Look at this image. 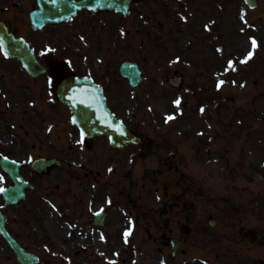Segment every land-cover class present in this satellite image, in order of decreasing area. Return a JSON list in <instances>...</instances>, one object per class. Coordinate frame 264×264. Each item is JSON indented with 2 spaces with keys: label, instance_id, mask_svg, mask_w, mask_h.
<instances>
[{
  "label": "rangeland",
  "instance_id": "1",
  "mask_svg": "<svg viewBox=\"0 0 264 264\" xmlns=\"http://www.w3.org/2000/svg\"><path fill=\"white\" fill-rule=\"evenodd\" d=\"M186 1L136 0L130 16L117 19V37L102 39L98 52L83 57L102 81L107 71L119 72L125 60L142 69L140 85L125 94L123 80H115L110 100L129 124L163 149L158 157L141 163L147 173L139 187H130L126 171L124 183L109 167L101 168L100 174L96 170V178L89 177L90 172L74 168L87 169L91 164L80 157L69 170L57 169L42 177L25 172L34 188L18 207H5L0 194L8 230L40 257L39 264H263L264 6L245 13L241 0H191L188 27L177 10ZM6 18L21 26L16 16ZM86 41L89 47L90 40ZM69 58L81 59V55L73 53ZM176 72L185 74L182 90L168 82ZM18 94L12 90L6 98L17 103ZM131 113L137 118L131 119ZM22 114L30 117L32 111ZM16 115L0 111V151L8 153L12 145L22 153L30 149L33 138H23L19 126L23 120ZM70 132L58 124L48 133L53 157L64 159L68 152L85 156L75 140L67 145ZM162 153L169 157L160 166ZM117 164L124 170L130 167L128 177L133 176L130 161L120 159ZM169 166L185 196L182 204L187 205L173 208L165 227L163 218L151 219V215H157V209L161 215V209L178 203V196L164 192L152 173ZM0 177L1 187L7 178L1 170ZM238 206L242 213H237ZM99 208L112 215L107 225L92 221L91 213ZM211 217L216 219L214 227L208 225ZM184 221L192 225L193 239L188 241L191 247L184 246L185 254L175 259L166 238L176 237ZM246 227L260 232V242L253 248L240 237ZM176 238L182 240L180 235ZM0 264H19L1 235Z\"/></svg>",
  "mask_w": 264,
  "mask_h": 264
},
{
  "label": "flooded vegetation",
  "instance_id": "2",
  "mask_svg": "<svg viewBox=\"0 0 264 264\" xmlns=\"http://www.w3.org/2000/svg\"><path fill=\"white\" fill-rule=\"evenodd\" d=\"M19 1V2H18ZM44 5L47 6V15L49 17L63 18L69 10V4L83 0H43ZM96 1V0H93ZM92 1V2H93ZM39 0H0V12L4 15L0 16V21L7 24L10 31L17 36H23L22 33L27 29L29 31V42L32 46L34 54L38 58L39 63L45 67V71L39 76H31L23 65L15 59H6L1 53L0 48V100L4 99L6 105L11 103L7 93L12 90L19 92L18 98L15 97L14 101L10 104V109L14 105L23 107L25 110H34V121L31 122L33 127V140L30 142L31 146L28 152L22 153V150H17L16 146L12 147L8 154H5L10 159L20 161L23 154H32L34 157L31 159L49 158L53 157V139L48 138L49 131H53L56 125H63L64 128L71 130L69 136L65 134L68 141V146H71L73 141H77L79 146L82 147L83 153L81 154L68 152L66 158H62V165L69 168L70 164L78 160H85L90 162V166L102 160H117L120 158L127 159L130 155L139 157L140 159H147L149 157H158L159 153L163 151L161 146L152 148L154 141L149 135L144 133L142 139L137 146H127L125 149L119 151L112 148L106 138L95 137L87 139L81 136L80 131L72 123V113L70 109L63 105L57 95V88L61 80L70 74L84 75L89 66L86 60L83 59H70L67 60V48L71 46L72 50L76 47L84 48L89 52L98 50L100 44V36L104 29L107 33L108 39L112 35L110 32L113 28L112 12H101L91 8L85 7L75 16H73L68 23L62 24H48L41 30H34L22 20L28 18L30 13L38 12L41 10ZM187 4L181 3L178 10L181 13L191 14L193 9V1L187 0ZM264 0H261L260 3ZM8 3L9 5H7ZM15 11V13H13ZM95 11V12H94ZM23 17H21V13ZM10 14L16 16V20H20L21 26L12 25L7 21V16ZM190 18H188V23ZM86 38L90 40V46L87 47ZM95 82L103 85L106 96L110 98L111 93L116 88L117 78L115 75H109L104 78V81L99 76L93 75ZM1 105V104H0ZM29 106H31L29 108ZM3 108V107H2ZM57 116V118H55ZM82 141V142H81ZM15 143V142H14ZM159 145V144H158ZM164 158L160 162V166L166 165L165 160L167 155H162ZM101 167V166H100ZM96 169V165L90 168V172ZM164 169V168H163ZM162 169V170H163ZM133 170V169H131ZM98 171V169H97ZM32 172L30 166L22 167V173ZM149 172V171H148ZM33 173V172H32ZM147 173V170L140 169L139 177ZM150 173V172H149ZM178 183V182H177ZM163 188L165 185H162ZM165 202V201H164ZM183 204H173L171 210L175 207H185ZM186 209V208H184ZM184 241H187L185 239ZM182 241V244L184 243Z\"/></svg>",
  "mask_w": 264,
  "mask_h": 264
},
{
  "label": "water",
  "instance_id": "3",
  "mask_svg": "<svg viewBox=\"0 0 264 264\" xmlns=\"http://www.w3.org/2000/svg\"><path fill=\"white\" fill-rule=\"evenodd\" d=\"M246 2L252 7L255 6V0H246ZM127 6L128 0H115L114 8L117 11H126ZM0 39L2 40L4 50L6 48L13 56H16L26 63L29 70L35 68L34 65H36V61L34 57L29 50H27L28 54L26 50L21 48L24 42L16 39L3 25L0 26ZM20 48L22 52L18 54ZM121 72L130 79L133 85H136L141 80L140 71L135 64H124L121 68ZM60 99L68 104L70 109L74 112V122L81 128L84 134L107 136L111 144L115 147H121L125 143L135 141L134 136L127 130L126 126L121 121L117 120L106 107L102 90L90 80L78 79L76 77L68 78L65 84L61 86ZM9 164L7 170L13 179L14 186L4 191V198L8 204H16L23 197L25 183L19 176L15 166L10 162ZM0 231L15 249L19 260L23 264H36L38 259L27 253L9 236L6 231V217L1 213ZM242 235L250 245L256 243L257 232L255 230L247 229L242 232Z\"/></svg>",
  "mask_w": 264,
  "mask_h": 264
},
{
  "label": "snow or ice",
  "instance_id": "4",
  "mask_svg": "<svg viewBox=\"0 0 264 264\" xmlns=\"http://www.w3.org/2000/svg\"><path fill=\"white\" fill-rule=\"evenodd\" d=\"M207 27V26H206ZM5 55L7 56V52H5ZM251 55V54H250ZM177 59H179V58H177ZM221 83H223V82H221ZM176 103L177 104H179V101H176ZM201 111H203V109H201ZM168 119H172V117H168ZM84 135V133H83V131L81 132V136H83ZM82 142V141H81ZM5 159H7V157H5ZM3 179V177H0V180H2ZM3 191H5V189H3V188H0V192H3ZM53 207H55V205H53Z\"/></svg>",
  "mask_w": 264,
  "mask_h": 264
},
{
  "label": "bare ground",
  "instance_id": "5",
  "mask_svg": "<svg viewBox=\"0 0 264 264\" xmlns=\"http://www.w3.org/2000/svg\"><path fill=\"white\" fill-rule=\"evenodd\" d=\"M69 228H67V230H68Z\"/></svg>",
  "mask_w": 264,
  "mask_h": 264
}]
</instances>
